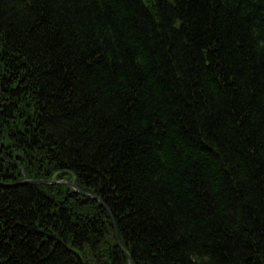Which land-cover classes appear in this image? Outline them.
Here are the masks:
<instances>
[{
    "label": "trees",
    "instance_id": "1",
    "mask_svg": "<svg viewBox=\"0 0 264 264\" xmlns=\"http://www.w3.org/2000/svg\"><path fill=\"white\" fill-rule=\"evenodd\" d=\"M0 264H264V0H0Z\"/></svg>",
    "mask_w": 264,
    "mask_h": 264
},
{
    "label": "water",
    "instance_id": "2",
    "mask_svg": "<svg viewBox=\"0 0 264 264\" xmlns=\"http://www.w3.org/2000/svg\"><path fill=\"white\" fill-rule=\"evenodd\" d=\"M25 183H34V184H37V183H39V184H59V185H65V186H68L67 185V182H56V181H41V180H32V181H26ZM75 187V186H74ZM76 188V187H75ZM84 197H86V198H89V199H92V200H95V201H97V202H99L100 200L99 199H97V198H95V197H93V196H90V195H88V194H85V193H81ZM117 245H118V247L119 248H121V246H120V244L119 243H117ZM121 250H122V248H121ZM122 252L123 253H125L124 252V250H122ZM127 258H128V260H129V256H127Z\"/></svg>",
    "mask_w": 264,
    "mask_h": 264
},
{
    "label": "bare ground",
    "instance_id": "3",
    "mask_svg": "<svg viewBox=\"0 0 264 264\" xmlns=\"http://www.w3.org/2000/svg\"><path fill=\"white\" fill-rule=\"evenodd\" d=\"M52 181V180H51ZM53 181H56V180H53ZM56 182H60V181H56ZM61 182H67V185L68 186H65V185H60V186H64V187H66V188H68V189H70L73 193H76V194H79V195H81V196H83L81 193H85V192H82L79 188H78V186L76 185V183L74 182V181H72V180H69V181H61ZM34 184V183H33ZM45 185H51V186H59V184H45ZM76 188H75V187ZM85 194H87V193H85ZM84 197V196H83ZM121 249V248H120ZM122 251V250H121Z\"/></svg>",
    "mask_w": 264,
    "mask_h": 264
},
{
    "label": "rangeland",
    "instance_id": "4",
    "mask_svg": "<svg viewBox=\"0 0 264 264\" xmlns=\"http://www.w3.org/2000/svg\"><path fill=\"white\" fill-rule=\"evenodd\" d=\"M37 184H39V183H37Z\"/></svg>",
    "mask_w": 264,
    "mask_h": 264
}]
</instances>
